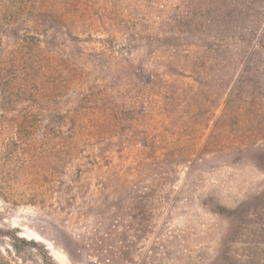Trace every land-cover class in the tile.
<instances>
[{"label": "rangeland", "instance_id": "1", "mask_svg": "<svg viewBox=\"0 0 264 264\" xmlns=\"http://www.w3.org/2000/svg\"><path fill=\"white\" fill-rule=\"evenodd\" d=\"M12 1L62 12L70 34L43 48L50 132L0 122L4 259L142 264L155 248L154 264H225L228 239L229 264H264V166L247 151L264 147V54L214 19L228 0Z\"/></svg>", "mask_w": 264, "mask_h": 264}, {"label": "trees", "instance_id": "2", "mask_svg": "<svg viewBox=\"0 0 264 264\" xmlns=\"http://www.w3.org/2000/svg\"><path fill=\"white\" fill-rule=\"evenodd\" d=\"M219 3L216 1L217 8L214 11L216 21L223 19L225 15L231 16L234 32L249 36L244 41L249 43V39L251 41L252 38H257L258 43L250 51L249 60L254 61L256 56L264 54V26L259 29L264 14V0H228L226 7L228 3L231 4L228 11H222L223 1ZM19 20L23 22L25 28L17 26ZM66 22V15L58 10L44 6L20 8L15 1L0 0V122L7 121L10 129L19 137L28 134L41 137L43 133L50 132V126L54 123L56 113L51 105L53 85L45 89L39 87L38 83L51 76L52 58L49 53L45 55L43 48H50V44L55 40L70 34L61 31ZM22 30L24 34H21ZM258 30L260 33L257 34ZM252 82L257 83L259 80ZM247 92L248 96L242 100L235 96V100H241L245 104L254 101L255 91ZM42 100L47 101L44 104ZM247 151L252 154V163L255 166L259 168L264 166V147L250 146ZM75 177L74 182H77L79 177L77 175ZM76 188L78 189V186ZM6 236L15 251L19 248L36 249L37 243L32 240L16 237L13 233H7ZM227 241L223 240L219 251L225 264L230 263ZM67 253L72 256V251L69 250ZM157 254L158 251L153 248L142 264H154ZM96 256L103 260L110 254L106 255L103 252L96 253ZM0 264L10 263L0 254ZM43 264L57 263L45 253Z\"/></svg>", "mask_w": 264, "mask_h": 264}]
</instances>
